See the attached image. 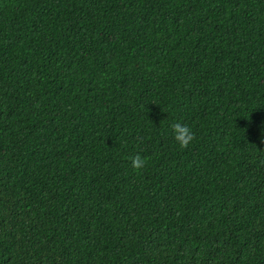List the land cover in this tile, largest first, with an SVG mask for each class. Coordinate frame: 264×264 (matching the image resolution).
<instances>
[{"label":"trees","instance_id":"obj_1","mask_svg":"<svg viewBox=\"0 0 264 264\" xmlns=\"http://www.w3.org/2000/svg\"><path fill=\"white\" fill-rule=\"evenodd\" d=\"M0 264H264V0H0Z\"/></svg>","mask_w":264,"mask_h":264},{"label":"clouds","instance_id":"obj_2","mask_svg":"<svg viewBox=\"0 0 264 264\" xmlns=\"http://www.w3.org/2000/svg\"><path fill=\"white\" fill-rule=\"evenodd\" d=\"M171 128L173 131V138L181 149H187L189 145L196 139L195 133L187 124L176 122L171 125ZM130 160L133 169L138 173L147 167L148 160L146 157L136 155L130 157Z\"/></svg>","mask_w":264,"mask_h":264}]
</instances>
